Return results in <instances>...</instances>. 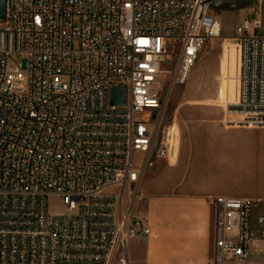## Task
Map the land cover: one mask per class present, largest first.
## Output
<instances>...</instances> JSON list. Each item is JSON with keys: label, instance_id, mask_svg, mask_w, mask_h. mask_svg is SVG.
Masks as SVG:
<instances>
[{"label": "built area", "instance_id": "1", "mask_svg": "<svg viewBox=\"0 0 264 264\" xmlns=\"http://www.w3.org/2000/svg\"><path fill=\"white\" fill-rule=\"evenodd\" d=\"M218 1L5 0L0 264H130L129 242L150 233L133 211L140 179L154 157L172 156L174 125L161 130L156 117L167 101L161 77L185 83L220 37ZM232 39L237 101L224 122L264 127V15L245 17ZM16 54L22 61L11 63ZM120 84L124 106L110 103ZM54 196L66 211L50 209ZM210 200L208 264L246 263L255 243L264 260V199Z\"/></svg>", "mask_w": 264, "mask_h": 264}, {"label": "crops", "instance_id": "2", "mask_svg": "<svg viewBox=\"0 0 264 264\" xmlns=\"http://www.w3.org/2000/svg\"><path fill=\"white\" fill-rule=\"evenodd\" d=\"M213 46L212 39L190 77L195 72L198 79L203 77L201 70ZM237 54L236 72L238 51ZM217 65L212 77H219V60ZM183 115L187 122L181 128L173 161L154 157L140 179L133 211L143 219L150 233L143 240L129 242L130 264H208L215 223L210 197L264 199V153L252 165L240 159L244 156L231 155L234 148L245 155L250 144L263 148V139L250 141L248 136L253 132L264 133V127L227 125L222 113L203 101ZM252 256L254 260L249 264L261 262L256 243Z\"/></svg>", "mask_w": 264, "mask_h": 264}, {"label": "rangeland", "instance_id": "3", "mask_svg": "<svg viewBox=\"0 0 264 264\" xmlns=\"http://www.w3.org/2000/svg\"><path fill=\"white\" fill-rule=\"evenodd\" d=\"M212 12L221 22L222 32L220 37L213 39L215 46L210 50L209 59L206 60L207 63L201 70L203 77L198 79V75L195 72L194 77L189 76L185 83L174 84L171 88L169 77H161L164 81L161 84L160 92L167 101L161 112L156 114V117H160L161 130L174 125L173 134L176 137V147L177 141L180 139L181 128L183 124L187 122L183 115L185 110L197 105L199 101H203L217 108L218 111L222 113V118L224 120L226 104L235 103L237 101L238 72H236L235 68L237 66L236 61L238 60L237 51L239 50L235 45L237 42L233 41L232 38L235 28L245 17L251 16L256 12H261L264 15V0H220L219 4L212 7ZM209 47L210 41L206 44L200 56L203 55ZM22 59L23 56L21 54H16L9 60L11 63L18 64ZM218 60L219 77H212V74L218 68ZM165 75L167 74H162V76ZM161 135L162 131L160 137ZM248 137L251 138L250 141H255L257 139L262 141V139L264 140V133L253 132L249 134ZM247 149V152L243 155L237 148H234L231 151V155L235 157L244 156L240 159L244 160L247 165H252L257 156H261L262 152L264 153V147H259V149H257L255 144H250ZM175 155L177 157V154ZM134 158L135 163L142 167L144 157L142 158L141 155L135 154ZM171 158L172 156L170 160L173 161V158ZM174 159L176 158L174 157ZM50 209L53 212L66 211V207L57 196L51 197ZM252 258L253 256L249 258L248 262L243 264H249V262L254 260ZM262 260L261 258V262L257 264H264ZM229 264L240 263L230 261Z\"/></svg>", "mask_w": 264, "mask_h": 264}, {"label": "water", "instance_id": "4", "mask_svg": "<svg viewBox=\"0 0 264 264\" xmlns=\"http://www.w3.org/2000/svg\"><path fill=\"white\" fill-rule=\"evenodd\" d=\"M220 0L216 3L219 4ZM5 14V0H0V18ZM110 103L118 106H124L126 103V87L124 84L113 86L110 92Z\"/></svg>", "mask_w": 264, "mask_h": 264}, {"label": "bare ground", "instance_id": "5", "mask_svg": "<svg viewBox=\"0 0 264 264\" xmlns=\"http://www.w3.org/2000/svg\"><path fill=\"white\" fill-rule=\"evenodd\" d=\"M236 45V44H235ZM237 46V45H236ZM239 52V51H238ZM238 70H239V67H238ZM176 137L174 136L173 134V138H172V154H173V151L175 150V147H176Z\"/></svg>", "mask_w": 264, "mask_h": 264}]
</instances>
